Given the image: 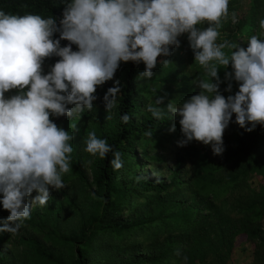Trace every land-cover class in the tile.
I'll list each match as a JSON object with an SVG mask.
<instances>
[{
    "label": "trees",
    "instance_id": "trees-1",
    "mask_svg": "<svg viewBox=\"0 0 264 264\" xmlns=\"http://www.w3.org/2000/svg\"><path fill=\"white\" fill-rule=\"evenodd\" d=\"M204 1L118 0L97 14L105 22L101 16L116 9L132 18L136 33L159 27L163 15V43L173 38L182 48L183 41H193L190 32L210 17ZM226 1L230 27L212 55L200 46L188 55L135 41L109 61L114 78L100 74L98 62L89 63L87 98L79 112L89 157L67 155L71 149L63 150V136L49 141L50 155H64L81 191L70 212L76 225L68 233L59 230L66 205L74 206L67 195L43 212L21 215L22 233L10 245L13 252L0 234V264H109L119 254L123 257L113 264H229L234 249L244 251V246L251 249L244 264H264V0H248L244 7L242 0ZM154 4L163 9L152 11ZM75 5L76 0H0V84L34 65H51L64 75L73 71L80 42L68 18ZM198 93L221 102H248L250 109L237 119L225 117L229 148L217 163L204 149H192L177 157L167 178L145 177L144 166L163 160L158 148L181 126L165 103H195ZM88 103L110 117H94ZM20 142L4 146L0 140V179L10 187L0 189V214L23 199L4 180L5 164L28 178L29 159L17 154ZM8 146L13 155L6 154ZM185 160L187 177L181 175ZM59 174L64 176L63 168ZM254 175L263 182L249 181ZM100 251L102 257L95 258Z\"/></svg>",
    "mask_w": 264,
    "mask_h": 264
},
{
    "label": "rangeland",
    "instance_id": "rangeland-1",
    "mask_svg": "<svg viewBox=\"0 0 264 264\" xmlns=\"http://www.w3.org/2000/svg\"><path fill=\"white\" fill-rule=\"evenodd\" d=\"M118 0H76V5L69 13L68 20L75 24L74 34L80 42L79 57L74 69L70 74L64 75L51 65H34L24 73L13 72L0 84V136L2 145H10L7 142L21 141L17 154L29 159V166L26 168L28 178L24 179L21 171L5 164L4 180L13 183L15 194L22 196V201L8 212L0 214V234H5L2 244L9 252L16 247L11 243L16 234L22 233L19 229V217L29 211L37 210L43 212L45 205L50 202L58 203L67 195L69 201L74 205H66L67 215L62 218L59 230L68 233L76 225V214L70 215L71 210L81 200L80 189L71 179V169L68 166L64 155L58 153L50 155L52 147L49 141L59 140L63 136L62 147L67 153L74 152L85 161L89 157L85 151L84 144L89 140L83 135V128L86 123L80 121L79 112L87 98V82L90 76L89 63L98 62L100 74L108 73L113 78L110 60L112 61L120 52L132 47V43L140 41L144 46L153 47L154 43L161 45L163 51H176L181 49L188 55L196 46L205 48L204 52L212 55L216 49L221 47L228 32L229 13L225 12L226 0H205L204 5L209 8L210 17L204 24L190 32V39L183 41V47L176 46L177 41L168 38L167 44L163 43L162 35L163 15L159 17V27L141 32L133 26L132 18L128 15L120 16L118 10L112 15L107 13L101 18H107L102 22L97 14L99 9L109 8L112 2ZM248 0H242L241 5H247ZM153 2V0H152ZM155 5V4H154ZM161 5H155L152 11L156 13L162 10ZM197 27V26H196ZM197 33V34H196ZM4 43H8L5 36ZM11 49V45H7ZM181 51L177 53L182 54ZM261 59L264 55H260ZM242 94V92L240 93ZM195 103L172 102L165 103L166 110L173 114L177 122L181 123L178 131L170 133L168 141L158 148V154L163 159L159 163L151 162L144 166L142 173L145 177L160 179L167 178L169 168L175 165L179 156H185L192 149L205 150L210 159L216 163L221 159L230 145V137L224 131V120L226 116L237 119L239 115L246 113L250 106L244 99H236L234 102H221L202 93H198ZM154 101L147 100V106H153ZM90 112L94 117L97 114L103 117H110V113H101L88 103ZM82 129L77 128V123ZM74 125L73 127H71ZM71 127V128H70ZM207 134V136H206ZM209 135V136H208ZM33 141H24L29 138ZM210 138L211 142L207 139ZM7 140V142H6ZM11 146H14L12 143ZM75 150V151H73ZM6 154L13 155L8 146ZM71 156L73 157V155ZM10 157V156H9ZM86 174L89 177L88 163L83 164ZM225 166L222 174H226ZM61 168L64 169V176H59ZM190 169L187 160L181 171L183 177L189 176ZM68 174V175H67ZM249 181L257 185L263 182L261 176L254 175ZM8 184L1 182L0 189L5 192L9 189ZM240 188L238 191L243 190ZM234 249L229 264H244L249 260L251 249L244 246ZM121 253V252H120ZM14 254V253H13ZM131 253L128 252L127 256ZM103 252L95 253V258L102 257ZM123 255L112 257L109 264L115 263V259H121ZM118 263V262H117Z\"/></svg>",
    "mask_w": 264,
    "mask_h": 264
}]
</instances>
